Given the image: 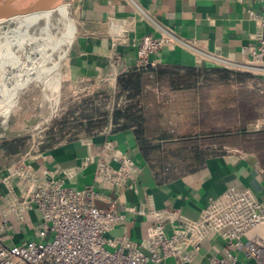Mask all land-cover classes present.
Wrapping results in <instances>:
<instances>
[{"label": "crops", "instance_id": "crops-1", "mask_svg": "<svg viewBox=\"0 0 264 264\" xmlns=\"http://www.w3.org/2000/svg\"><path fill=\"white\" fill-rule=\"evenodd\" d=\"M69 6L60 12L58 20L65 14L69 16ZM70 14L76 34L62 61L61 72L64 80L74 83H94L108 77L113 71L111 56L116 57L115 71L119 75L135 68L141 37L146 33L157 36L155 24L171 29L199 50L239 62L247 57L245 49L264 36V0H73ZM65 22L73 24L70 18ZM148 62L147 67L213 66L199 59L192 49L180 46L162 47L148 57ZM98 114L92 119L99 128L90 133L80 131L76 139L51 146L39 141L8 160L0 149V177L8 164L24 159L40 177L62 178L66 186L82 188L93 182L97 163L107 161L108 150L126 153L136 170L123 186L98 183L100 197L95 205L102 208L109 201L118 200L123 220L110 230L108 237L126 234L137 242L146 238L156 210L169 208L185 217H197L207 189L223 191L234 185L264 196V152L224 144L193 171L174 175L172 170L169 177L166 173L156 175L140 152L133 127L114 128L121 124L112 125L111 111L106 116ZM111 164L118 165L115 161ZM6 202L7 197L0 192V209ZM39 221L34 209L24 211L22 218L10 215L11 228L3 234V242L10 245L34 240ZM255 233L264 236V225L250 232ZM219 247L221 241L211 240L202 248L216 253ZM193 264L205 261L196 258Z\"/></svg>", "mask_w": 264, "mask_h": 264}, {"label": "built area", "instance_id": "built-area-1", "mask_svg": "<svg viewBox=\"0 0 264 264\" xmlns=\"http://www.w3.org/2000/svg\"><path fill=\"white\" fill-rule=\"evenodd\" d=\"M154 27L157 36L146 33L141 37L136 67L147 65L148 57L162 47L180 46L213 66L264 78V36L245 49L247 57L239 62L199 50L169 28ZM110 59L113 71L108 78L114 82L119 73L116 57ZM106 154L107 161L97 163L93 182L82 188L66 186L62 178L40 177L24 159L7 165L0 177L1 195L7 197L0 209V264H193L196 258L205 264H264V236L250 234L264 225V196L234 185L223 191L207 189L195 218L169 208L154 211V222L139 242L126 234L108 237L123 220L121 207L118 200L96 206L100 197L96 186L101 182L123 186L136 167L126 153L108 150ZM31 209L40 216L36 239L4 243L3 234L11 228L10 215L22 218ZM211 240L221 241L216 253L202 248Z\"/></svg>", "mask_w": 264, "mask_h": 264}, {"label": "trees", "instance_id": "trees-1", "mask_svg": "<svg viewBox=\"0 0 264 264\" xmlns=\"http://www.w3.org/2000/svg\"><path fill=\"white\" fill-rule=\"evenodd\" d=\"M159 83H164L171 94H190L185 99L190 106L196 107L189 125L184 129L176 127L177 130L171 133L169 130L173 125L163 121L160 112L169 98L158 97L154 93ZM215 84H231L235 90L250 89L260 99H251L249 96L253 92H243L241 99L232 104L230 100H222L221 110H218L208 103ZM115 90L117 104L111 110L112 125L121 124L114 128L133 127L140 152L156 175L166 173V177H169L167 174L172 170L175 171L174 175L193 171L208 155L217 154L218 148L224 144L264 152L262 77L217 66L182 68L145 65L118 75ZM94 109L90 114H75L70 124L64 121L59 129V133H62L60 138L76 139L80 131L90 133L99 128V124L92 119L93 115L99 113L106 116L109 112L104 108H99L97 112L98 108ZM49 137L47 146L54 144V135L50 133ZM25 145L24 139L13 138L3 140L0 149L8 160L23 152Z\"/></svg>", "mask_w": 264, "mask_h": 264}, {"label": "rangeland", "instance_id": "rangeland-1", "mask_svg": "<svg viewBox=\"0 0 264 264\" xmlns=\"http://www.w3.org/2000/svg\"><path fill=\"white\" fill-rule=\"evenodd\" d=\"M61 21L68 26L67 22H65L67 20H64L62 16L59 17L57 22L60 23ZM64 59L62 61H64ZM45 69V66H43L42 70H39L38 74H35V80L33 82L38 81L42 85H45L43 80L45 76L43 72H45ZM61 71L62 68H60V75L62 77L60 81V95L57 104H54V106H56L50 118L46 122H39L40 119L49 115L50 106L48 100L43 97L45 89L42 91L38 83L30 85L31 82H28L20 89L18 93L20 100L7 117V120L4 123H0V144L3 140L7 139H24L26 144L23 150L24 152L31 144H37L39 141L46 145V140L50 138V133L54 135L52 142L57 143L63 140L60 138L62 133H59L61 124L64 121L70 124L75 114L85 115L93 113L95 107L98 108L96 112L99 111V108H104V110L108 112L114 109L117 104V99L115 97L116 81L113 82L110 78L111 76L109 78H102V80H98L94 83H74L71 80H64L63 72ZM167 89L164 83H159L157 85V91L155 90L154 93H156L158 97L167 96L169 98L167 104L161 109L160 115L163 116V121H168V125H173L169 130L172 133L177 130L176 127L184 129L189 125L196 106H190L189 101L185 99L190 97L189 93L184 95L180 93L171 94ZM243 90L244 91L235 90L234 86L231 84H215V87L212 89L211 100L209 98L210 101L208 100V103L214 106L213 108L221 110L220 106L223 101L230 100L231 104L235 101L237 102L241 99L243 92H246V94L253 92L249 97L251 99H260L254 91L250 89ZM246 97H248V95ZM83 101H86V103ZM161 121L162 119L160 118V122ZM36 126H38V128L34 129ZM65 130L67 129H64V131ZM178 155L180 154H177V156ZM33 238L36 239L35 237Z\"/></svg>", "mask_w": 264, "mask_h": 264}, {"label": "bare ground", "instance_id": "bare-ground-1", "mask_svg": "<svg viewBox=\"0 0 264 264\" xmlns=\"http://www.w3.org/2000/svg\"><path fill=\"white\" fill-rule=\"evenodd\" d=\"M68 5L61 4L47 12L0 19V123L7 120L20 100L18 93L22 86L32 83L43 66L47 69L43 72L45 85L37 83L42 91L45 89L43 97L48 100L50 113L39 122H46L54 112V104L60 95L61 62L76 34L70 14L71 4L69 16L65 14L64 18H70L73 24L66 26L63 21L57 22L60 12Z\"/></svg>", "mask_w": 264, "mask_h": 264}, {"label": "water", "instance_id": "water-1", "mask_svg": "<svg viewBox=\"0 0 264 264\" xmlns=\"http://www.w3.org/2000/svg\"><path fill=\"white\" fill-rule=\"evenodd\" d=\"M72 2L73 0H0V19H6L30 12H47L58 5L66 3L70 5ZM33 83L37 82H32L30 85Z\"/></svg>", "mask_w": 264, "mask_h": 264}]
</instances>
